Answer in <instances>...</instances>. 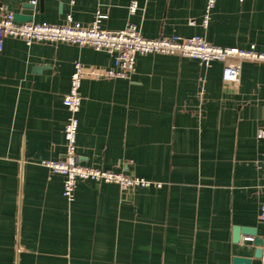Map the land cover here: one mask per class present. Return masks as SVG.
I'll return each instance as SVG.
<instances>
[{"label": "crops", "instance_id": "1", "mask_svg": "<svg viewBox=\"0 0 264 264\" xmlns=\"http://www.w3.org/2000/svg\"><path fill=\"white\" fill-rule=\"evenodd\" d=\"M30 0H0L18 14ZM137 3L134 13L132 3ZM40 0L32 23L107 30L138 27L148 39L201 36L264 52V0ZM76 62L85 77L77 152L83 165L161 183L123 191L62 176L42 160L65 153L63 104ZM114 58L66 43L8 37L0 52V264H259L263 226L264 63L242 65L239 89L222 84L223 63L138 55L129 79L108 76ZM252 238L253 241L247 240Z\"/></svg>", "mask_w": 264, "mask_h": 264}, {"label": "built area", "instance_id": "2", "mask_svg": "<svg viewBox=\"0 0 264 264\" xmlns=\"http://www.w3.org/2000/svg\"><path fill=\"white\" fill-rule=\"evenodd\" d=\"M40 0H30L36 5ZM217 0H207L204 25L207 26L210 13ZM137 3L133 2L130 11L134 13ZM106 18L101 12L96 13L95 20L88 26L77 23L68 16L63 25L48 23L17 24L13 13H0V52L3 51L8 37L22 39L27 45L36 42L66 43L82 47L88 46L97 51H105L114 58V67L108 76L129 79L135 71L138 55L179 56L198 60L202 65L210 67L212 62L223 63L222 84L224 88L236 91L241 83L242 65L245 62L264 63V52L258 51L255 45L249 48H223L210 44L201 36L183 38L179 36L148 39L142 35L138 27L129 24L122 30H107L102 23ZM86 73L81 63L76 62L71 77L70 89L64 97L63 104L68 110V118L64 127L65 153L58 160H42L40 165L51 174L63 177V197L68 203L75 199V190L79 180L116 184L121 190L162 187L161 183L144 178L129 176L124 173L98 169L81 164L77 152V135L79 129L78 115L82 106L81 85ZM257 139L264 142V128L257 131ZM264 177V160L262 163ZM263 197L260 208V222L263 226L262 245L259 264H264V185L260 188ZM253 241L252 238H247Z\"/></svg>", "mask_w": 264, "mask_h": 264}, {"label": "water", "instance_id": "3", "mask_svg": "<svg viewBox=\"0 0 264 264\" xmlns=\"http://www.w3.org/2000/svg\"><path fill=\"white\" fill-rule=\"evenodd\" d=\"M2 8V5L0 4V9ZM34 10H35V5L29 3H25L22 5V12L15 14L14 15V20L17 24H23V23H32L34 21ZM248 233V234H253L256 235V238L253 241L254 246L257 247L255 257L260 258L261 257V249L260 246L262 245V239L261 237L258 236L257 231H253L250 229L246 228H239L235 227L234 229V239L236 242L240 241V236L241 234ZM236 263L238 264H247L249 263V260L247 259H241V258H236Z\"/></svg>", "mask_w": 264, "mask_h": 264}]
</instances>
